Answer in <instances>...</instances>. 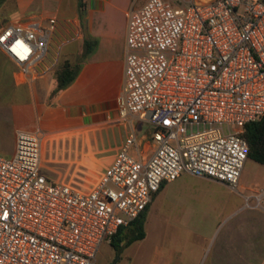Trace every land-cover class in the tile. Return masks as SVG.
Masks as SVG:
<instances>
[{
  "label": "built area",
  "instance_id": "built-area-1",
  "mask_svg": "<svg viewBox=\"0 0 264 264\" xmlns=\"http://www.w3.org/2000/svg\"><path fill=\"white\" fill-rule=\"evenodd\" d=\"M56 24L7 23L0 49L36 77ZM124 54L117 109L151 125L152 152L133 155L129 133L84 190L42 174V135L17 130L13 154L0 155V264H95L182 172L237 186L242 133L264 115V0H146L127 12Z\"/></svg>",
  "mask_w": 264,
  "mask_h": 264
},
{
  "label": "crops",
  "instance_id": "crops-1",
  "mask_svg": "<svg viewBox=\"0 0 264 264\" xmlns=\"http://www.w3.org/2000/svg\"><path fill=\"white\" fill-rule=\"evenodd\" d=\"M145 1L0 0L1 23L57 21L36 77L22 73L0 49V155L13 154L17 130L38 132L42 135L40 172L49 173L52 181L68 183L83 167L97 165V173H102L129 133L136 136L133 155L152 152L151 125L138 133L136 124L144 120L121 117L116 103L124 81L127 12ZM85 40L91 50L84 54ZM66 59L79 66L78 73L53 96L55 69ZM121 127L124 138L105 143ZM57 136L61 150L52 155L48 142ZM99 153L103 155L98 157ZM52 165L63 173L54 174ZM192 175L191 184L181 193L186 213L183 238L150 244L153 264H264V192L243 178L242 172L236 187ZM167 183L161 184L147 205L142 243L147 215Z\"/></svg>",
  "mask_w": 264,
  "mask_h": 264
},
{
  "label": "rangeland",
  "instance_id": "rangeland-1",
  "mask_svg": "<svg viewBox=\"0 0 264 264\" xmlns=\"http://www.w3.org/2000/svg\"><path fill=\"white\" fill-rule=\"evenodd\" d=\"M172 5L180 7L185 5L189 0H168ZM9 22V21H8ZM3 20L0 26L8 23ZM129 115L127 118L129 119ZM150 124L145 121H139L136 124L137 132L141 133L149 130ZM124 128H115L113 132L109 134V138L105 143H114L120 138H124ZM74 135L73 137H76ZM80 136V135H79ZM60 137H55L52 141H49V152L54 155L61 150V144H58ZM103 153H99L97 156L101 157ZM52 171L54 174L63 173L58 167L52 165ZM81 171L76 170L72 176L71 181L68 184L80 188L90 189L94 186L98 180L100 174L97 173V165H90L89 167L80 168ZM49 179L52 180V176L44 172ZM193 176L191 173L182 172L181 176L173 182H169L165 185L163 190L155 198L152 208L147 215L145 222V229L147 236L143 243L140 240L133 241L127 247L121 249L120 252H115L114 248L107 242H103L98 250L95 258V264H153L155 261L152 259V247L150 244L162 243L166 240L180 241L182 237L181 225L183 217L185 216V204L181 202V193L184 192L185 187L190 185L193 179L189 177ZM242 176L248 182L257 186V190L264 192V166L253 162L252 160H246L242 169ZM70 178L69 174L67 179ZM67 183V181H65Z\"/></svg>",
  "mask_w": 264,
  "mask_h": 264
},
{
  "label": "trees",
  "instance_id": "trees-1",
  "mask_svg": "<svg viewBox=\"0 0 264 264\" xmlns=\"http://www.w3.org/2000/svg\"><path fill=\"white\" fill-rule=\"evenodd\" d=\"M82 3L78 2L81 9ZM81 11V10H80ZM84 54L91 50L89 41H84ZM79 66L71 63L69 60L59 62L54 72V82L51 95L58 94L62 89L67 87L78 73ZM242 136L248 143L247 159L264 166V115L251 123L246 124ZM142 211L127 226L118 228L117 232L111 237L109 244L114 248L115 252L131 244L133 241L140 240L144 237V220L145 212Z\"/></svg>",
  "mask_w": 264,
  "mask_h": 264
}]
</instances>
